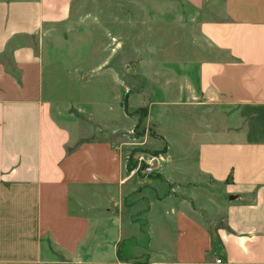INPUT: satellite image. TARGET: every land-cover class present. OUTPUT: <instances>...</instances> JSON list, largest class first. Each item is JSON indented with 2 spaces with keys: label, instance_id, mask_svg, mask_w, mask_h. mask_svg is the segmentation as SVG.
Masks as SVG:
<instances>
[{
  "label": "crops",
  "instance_id": "crops-1",
  "mask_svg": "<svg viewBox=\"0 0 264 264\" xmlns=\"http://www.w3.org/2000/svg\"><path fill=\"white\" fill-rule=\"evenodd\" d=\"M79 1L0 0V264H109L122 241L140 264H264V0H179L208 46L187 103L171 104L188 122L163 185L130 172L114 143L130 116L64 100L66 73L81 88L61 38ZM113 69L88 81L115 86ZM201 175L213 228L193 203Z\"/></svg>",
  "mask_w": 264,
  "mask_h": 264
},
{
  "label": "rangeland",
  "instance_id": "rangeland-1",
  "mask_svg": "<svg viewBox=\"0 0 264 264\" xmlns=\"http://www.w3.org/2000/svg\"><path fill=\"white\" fill-rule=\"evenodd\" d=\"M76 9L80 17L75 19V27L61 38L71 43L69 65L74 61L73 72L81 74L78 81L81 88L73 93L69 89L70 82H74L73 73H66L61 89L66 91L64 100L93 101V111L100 116L110 113L109 106L115 108L116 119L120 110L130 116L133 121L129 128L116 132L114 143L128 170L130 160L141 152L160 156L156 165L158 174L138 175L159 176L156 185H163L164 166L170 155L182 148L188 122L177 111L181 109L171 104L180 100L187 103L190 96L187 91L196 82L197 65L206 55L204 47L208 45L201 29L202 17L179 0H80ZM112 68L120 79L115 86L96 82L94 78L88 81L90 73L105 76ZM123 77H129V81L122 82ZM59 79L63 80L61 74ZM178 117L183 127L177 131L184 137L173 134ZM192 184L195 210L213 228L215 220L220 219L219 213L206 205L207 194L214 195L216 191L214 182L201 175ZM183 185L186 191V182ZM153 226L155 235L159 234L161 227ZM152 241L153 247L162 248L160 239L154 237ZM126 245L125 241L118 243V261L112 264H140L149 260L138 253L126 256Z\"/></svg>",
  "mask_w": 264,
  "mask_h": 264
},
{
  "label": "built area",
  "instance_id": "built-area-1",
  "mask_svg": "<svg viewBox=\"0 0 264 264\" xmlns=\"http://www.w3.org/2000/svg\"><path fill=\"white\" fill-rule=\"evenodd\" d=\"M160 156L141 152L135 159H131L129 162L130 172H138L142 174H158L157 163L159 162ZM220 259H216L217 263H220ZM112 264V263H109Z\"/></svg>",
  "mask_w": 264,
  "mask_h": 264
}]
</instances>
